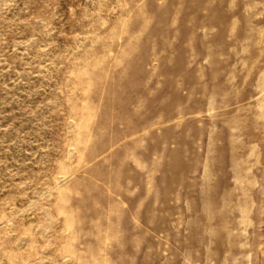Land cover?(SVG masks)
<instances>
[{
    "label": "rangeland",
    "instance_id": "374dc122",
    "mask_svg": "<svg viewBox=\"0 0 264 264\" xmlns=\"http://www.w3.org/2000/svg\"><path fill=\"white\" fill-rule=\"evenodd\" d=\"M0 264H264V0H0Z\"/></svg>",
    "mask_w": 264,
    "mask_h": 264
}]
</instances>
